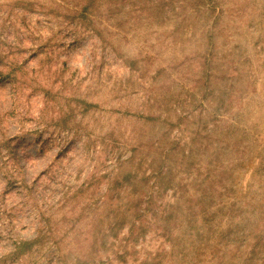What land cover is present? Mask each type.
Returning a JSON list of instances; mask_svg holds the SVG:
<instances>
[{
  "label": "rangeland",
  "instance_id": "obj_1",
  "mask_svg": "<svg viewBox=\"0 0 264 264\" xmlns=\"http://www.w3.org/2000/svg\"><path fill=\"white\" fill-rule=\"evenodd\" d=\"M0 264H264V0H0Z\"/></svg>",
  "mask_w": 264,
  "mask_h": 264
},
{
  "label": "trees",
  "instance_id": "obj_2",
  "mask_svg": "<svg viewBox=\"0 0 264 264\" xmlns=\"http://www.w3.org/2000/svg\"><path fill=\"white\" fill-rule=\"evenodd\" d=\"M32 244V242H24L22 243V246H26V248H29Z\"/></svg>",
  "mask_w": 264,
  "mask_h": 264
}]
</instances>
